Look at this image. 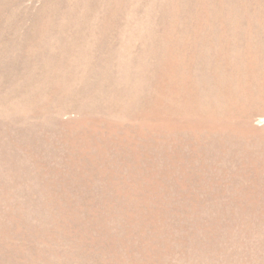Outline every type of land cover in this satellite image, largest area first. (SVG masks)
I'll list each match as a JSON object with an SVG mask.
<instances>
[{
    "label": "rangeland",
    "instance_id": "obj_1",
    "mask_svg": "<svg viewBox=\"0 0 264 264\" xmlns=\"http://www.w3.org/2000/svg\"><path fill=\"white\" fill-rule=\"evenodd\" d=\"M264 0H0V264H264Z\"/></svg>",
    "mask_w": 264,
    "mask_h": 264
},
{
    "label": "bare ground",
    "instance_id": "obj_2",
    "mask_svg": "<svg viewBox=\"0 0 264 264\" xmlns=\"http://www.w3.org/2000/svg\"><path fill=\"white\" fill-rule=\"evenodd\" d=\"M260 122H264V118H261V119H260Z\"/></svg>",
    "mask_w": 264,
    "mask_h": 264
}]
</instances>
